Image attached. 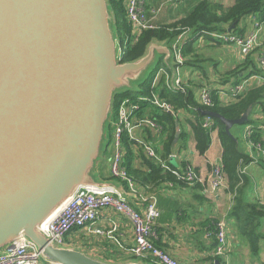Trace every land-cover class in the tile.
Here are the masks:
<instances>
[{"label":"water","instance_id":"1","mask_svg":"<svg viewBox=\"0 0 264 264\" xmlns=\"http://www.w3.org/2000/svg\"><path fill=\"white\" fill-rule=\"evenodd\" d=\"M120 48L109 0H0V255L25 238L49 264H149L106 262L60 247L43 231L82 187L128 200L119 183L95 173L114 99L137 90L133 81L156 53L173 72V52L152 42L143 57L123 63ZM252 112L236 120L202 115L235 139L232 128Z\"/></svg>","mask_w":264,"mask_h":264},{"label":"built area","instance_id":"2","mask_svg":"<svg viewBox=\"0 0 264 264\" xmlns=\"http://www.w3.org/2000/svg\"><path fill=\"white\" fill-rule=\"evenodd\" d=\"M166 3L174 4L182 0H165ZM127 19L132 28L128 41L137 42L141 35L147 30L156 29L147 16V6L143 0H125ZM262 25L256 22L255 28L248 35L240 36L233 33L212 34L213 39L221 44L236 48L242 61L259 51V68L264 71V40L261 36ZM199 34H194L188 28H182L176 39L167 45L173 52V72L163 64L158 68L153 78L151 89L147 93H141L137 97L121 98L117 107L112 109L109 120L108 131L109 141L104 158L109 164V176L122 186L125 194L137 196L138 202L144 207L143 213L137 212L128 200L113 189H100L95 187L80 188L62 208L43 225L46 236L60 247H70L69 237L76 231L91 229L99 219L103 209L113 208L118 213L128 218L134 228L135 243L128 249L132 257L138 259L156 258L157 264H181L168 254L158 249L154 241L157 233L154 227L155 222L160 217L157 207V198L153 195L138 196L137 186L128 173L125 160L127 155L126 142L133 144L135 148L144 149L147 157L153 160L166 172L171 173L179 182L195 187L201 185L204 193L216 194L221 189L227 187L226 175L222 164L212 165L211 173L208 177H202L189 163H183L178 168L179 161H182L177 152H173L168 159L175 164V167L168 164L157 154L153 140L147 141L149 134L154 138H159L164 133V126L159 123L156 117H152V110L175 114V106L164 99L161 89L167 88L175 94H187L188 88L183 78V69L189 58L185 55V49L189 43L195 40ZM204 38H200L202 41ZM123 51L120 48L119 60L122 59ZM162 60V59H161ZM261 82H264L262 77ZM249 84L242 81L236 85H229L217 89V96L223 103H230L236 100L243 93ZM136 92H140L139 89ZM214 90L203 87L199 91L198 99L204 110L214 107ZM264 128V117L262 125ZM202 127L210 133L213 132L214 121L211 117L205 116ZM252 129L249 128L247 136L251 137ZM108 138V133H107ZM125 187L128 188L126 191ZM227 225L224 221L215 224L214 234L218 245L214 255L224 257L227 253ZM95 233L102 234L101 230ZM41 256L34 245L28 239H20L13 247L7 248L0 255V264H40Z\"/></svg>","mask_w":264,"mask_h":264},{"label":"crops","instance_id":"3","mask_svg":"<svg viewBox=\"0 0 264 264\" xmlns=\"http://www.w3.org/2000/svg\"><path fill=\"white\" fill-rule=\"evenodd\" d=\"M143 1L148 9V18L159 27L173 24L187 17L197 4L196 0H182L174 4L166 3L165 0ZM212 1L221 2L225 7H230L234 3V0ZM263 16L264 14L251 17V20L247 19L243 22L241 27L246 29L245 35L254 30L256 22L261 23ZM261 36L264 40V25H262ZM207 44L220 46L217 43L199 41L194 46L197 55L200 57L199 61H194V53L190 52L188 61L193 60L195 65L186 64L183 69V78L186 86L188 90L195 92L196 97L203 87L212 90L225 87L220 85L221 79L228 77L231 72L236 71L242 64H245V66L240 76L251 73L253 66H251L250 60L259 68V51L250 56V58L248 57L249 60L242 61L236 48L226 46L225 50L229 52L230 60H225V64L229 63V66L226 73L220 72L219 60L218 62L209 60L202 55L203 50L208 46ZM207 61L213 63V65L205 67L203 64ZM261 79L262 76L256 75L243 81H247L249 86L252 87L261 85L263 83ZM162 91L163 89H161ZM251 114L254 124H246L244 129L243 126L233 127L232 130L243 151L254 159L243 170V173L249 179L246 198L249 201H257L264 205V128L261 126L264 113L260 107H254ZM182 115L184 114L182 113ZM183 124L190 135V139L186 149L177 151L182 160L179 161L178 165L189 163L202 177H208L211 173L212 165L222 164L223 148L218 130L215 129L211 133V146L207 153L202 156L195 149L196 143L191 127L186 122ZM249 128L252 129L253 134H260L258 137L260 140L259 144H254L250 141L251 137L247 136ZM177 133L180 134L179 125H177ZM159 138L152 137L151 139L159 140ZM261 143H263V146ZM108 171L109 164L102 158L95 173L100 178L102 175L104 177L109 175ZM109 181L114 182L113 180ZM137 191L138 196L153 195L157 198V207L160 211V217L154 224L157 233V245L181 264H211V260L215 257V248L213 247L215 245L214 238L216 237L214 234H207L214 232L215 224L219 221H224L228 229L227 253L224 257H219L223 264H264V240L260 241V252L255 255L252 253L248 239L243 237L239 229L229 223L228 215L234 204V196L228 191V186L213 195L204 193L203 189L186 186L181 182L162 183L152 193L138 186ZM126 197L137 212L143 213L144 207L138 202L137 196L127 194ZM95 230H101L103 233L97 234ZM260 232L264 233V219ZM68 242L71 248L85 251L106 262L122 263L136 260L132 259L128 252V249L135 243L133 225L128 218L113 208L103 209L99 219L91 229L76 231L69 237Z\"/></svg>","mask_w":264,"mask_h":264},{"label":"trees","instance_id":"4","mask_svg":"<svg viewBox=\"0 0 264 264\" xmlns=\"http://www.w3.org/2000/svg\"><path fill=\"white\" fill-rule=\"evenodd\" d=\"M196 1L197 4L187 17L173 24L161 27L155 24L157 28L145 31L137 42H127L132 28L127 19L125 0H109L110 10L114 16L115 35L123 51L122 62L127 63L140 59L146 54L148 46L152 42L170 45L181 33L182 28H188L192 33L199 34V36L189 43L185 49V55L188 57V54L193 52L194 61L198 62L200 57L197 55L194 46L198 44L200 38H205L206 42H213L221 45L220 42L213 39L212 34H226L228 33V29L231 28V33L244 36L246 29L241 27L243 22L249 17L262 16L264 14V0H234L233 5L230 7H225L221 2H215L212 0ZM263 18L264 16L261 20H263ZM194 61H188L187 64L195 65ZM249 62L251 66H253L251 73L240 76V73L243 72V67L245 66V64H242L236 71L231 72L228 77L221 79L220 85H236L244 79L256 75L264 77V71L257 68L252 60ZM160 66H163L161 59H159L149 77L144 82L137 85V89H139L140 92L126 91L118 94L114 99V107H117L121 98L128 96L137 97L141 93H147L151 89L153 78ZM203 74L205 75L204 72ZM161 94L164 99L175 106L176 116L174 117L168 113L156 111L155 109L152 110V117H156L159 123L164 126L165 130L159 140H153L157 154L168 164L175 167V164L168 159V156L173 152H179V150L186 149L190 139V135L183 124L186 122V124L192 129L196 143V151L202 156L205 155L211 146L212 140L211 133L202 127L204 119L202 115L203 107L198 101V96L196 97L195 92L191 90H188L187 94H175L170 92L167 88L163 89ZM213 94L215 105L209 110L221 115L225 119H239L250 106L253 108L260 107L264 113V82L261 83V85L249 86V88L241 93L236 100L227 104L219 99L216 90H214ZM182 113L187 115L184 116ZM251 117L252 114L247 123L248 125L254 124ZM213 121L214 128L218 130L223 148L222 165L226 175L228 191L234 196V204L228 215V220L231 225L241 231L243 237L248 239L252 253L257 255L260 252V241L264 240V233L260 232L264 219V205L257 201H249L246 198L249 179L243 173L244 168L249 166L254 159L243 151L240 142H236L235 139L226 133L225 125L222 122L217 119H213ZM177 125L180 127L178 138H176V135L178 134ZM231 133L233 137L237 139L233 130H231ZM259 136V133L252 134L250 141L254 144H259ZM151 138L152 135L149 134L146 140L151 141ZM261 144L263 146V143ZM126 150L127 155L125 164L128 173L134 180L136 186L152 193L153 191L155 192L156 188L162 185V183H179L171 173L166 172L153 160L149 159L143 148H135L133 144L126 142ZM182 166L184 165H180L178 168H181ZM100 178L104 181H114L109 175H106V177L102 175ZM195 187L202 189L201 185H196ZM125 189L126 191L128 190L127 187H125ZM214 239L215 245L213 248L216 250L218 242L216 238ZM154 244L161 250L159 245H157L156 240L154 241ZM132 259L136 258L132 257ZM138 260L149 264H157L156 258L152 257ZM211 264L223 263L221 262V258L219 259V257L215 256L214 259L211 260Z\"/></svg>","mask_w":264,"mask_h":264},{"label":"rangeland","instance_id":"5","mask_svg":"<svg viewBox=\"0 0 264 264\" xmlns=\"http://www.w3.org/2000/svg\"><path fill=\"white\" fill-rule=\"evenodd\" d=\"M247 19H250L251 20V17L247 18ZM246 19V20H247ZM202 41H205V38L202 40ZM206 42V41H205ZM209 43H213V42H209ZM221 44V43H220ZM208 46L203 50V57L206 58V59H209V60H213V61H216L218 62V60L220 61V67H219V71L220 72H223V73H226L227 71V67L229 66V63L228 64H225V60L226 61H229L230 60V57H229V52H227L225 50V47L223 44H221L220 46H212L211 44H207ZM119 48V45L117 46V49ZM159 58H160V55L158 53L155 54V59L154 61H152V63H150V65L147 67V69L145 71L142 72L141 76L139 77L138 80L136 81H133L132 83V88L134 90L137 89V85L142 83L145 79H147L150 75V73L153 71V69L155 68L156 64L158 63L159 61ZM205 67H208L209 65H213V63H209V61L205 62L203 64ZM204 67V68H205ZM206 69V68H205ZM142 81V82H141ZM245 128V126H243V129ZM106 133H108V138H106L103 142H102V154L105 150V147L107 146L108 144V141H109V131L106 130ZM101 159H99L97 162L100 163ZM134 261V260H132ZM136 261H139V260H136ZM40 264H49L48 261H46L44 258H41L40 260Z\"/></svg>","mask_w":264,"mask_h":264},{"label":"clouds","instance_id":"6","mask_svg":"<svg viewBox=\"0 0 264 264\" xmlns=\"http://www.w3.org/2000/svg\"><path fill=\"white\" fill-rule=\"evenodd\" d=\"M203 110H204V109H203ZM214 130H215V129H214ZM214 130H213V131H214Z\"/></svg>","mask_w":264,"mask_h":264}]
</instances>
